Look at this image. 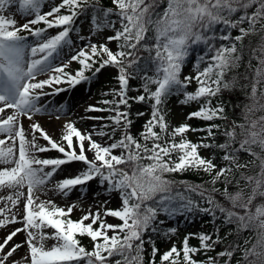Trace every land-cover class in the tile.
Wrapping results in <instances>:
<instances>
[{
	"label": "snow or ice",
	"instance_id": "snow-or-ice-1",
	"mask_svg": "<svg viewBox=\"0 0 264 264\" xmlns=\"http://www.w3.org/2000/svg\"><path fill=\"white\" fill-rule=\"evenodd\" d=\"M14 3H18L22 13L33 16L18 27L16 19L4 14L11 12ZM111 5L104 6L101 0H48V10L42 11L45 0H0V134H5L0 139V164L11 165L0 167V188H15V197L10 195L8 199L13 205L21 203L19 212L0 219V226H6L9 220L20 221V226L0 242V264H145L146 244L151 245L147 264H157L158 248L150 233L162 231L158 215L170 217L198 211L211 212L213 217L218 212L222 224H234L235 229L225 235L254 228L256 239L250 247L230 244L213 257L207 255L208 251L223 241L218 228L212 233H186L182 241L183 264H218V257H227L223 264H231L237 249L242 251V259L236 264H264V114L250 115L264 112V0H111ZM89 14L91 30L83 35L77 18ZM41 22L42 27H33ZM218 25L222 26L219 31ZM53 27L58 29L54 34L48 31ZM234 28L238 29L235 36ZM104 29L113 34L102 35ZM28 33L33 40H29ZM70 33L75 34V39ZM256 33L261 34L260 42L252 51L255 54L259 50L261 55L256 56L259 64L248 94L250 106L245 104L242 119H232L225 128L223 142L216 141L217 132L213 131L221 128L219 123H207L200 129L187 122L170 127L164 108L173 94L181 95L182 103H198V108L187 113L189 118L228 120L226 103H213V98L235 85V79H226L225 73L241 60L245 37ZM94 35L96 40L92 39ZM109 42H114V47ZM198 45H203L205 51L197 52L192 63L194 75L182 74L193 46ZM69 61H78L79 66L66 71ZM105 66L117 70L115 80L119 87L101 94H112V99L100 101L109 107L89 103L85 111L114 112L107 118L113 126L93 125V130L88 131L78 128L74 120H66L58 141L32 120L34 114L44 112L57 117L71 115L66 106L41 102V97L48 95L45 86L60 93L64 87L88 85ZM42 74H46L44 78L36 79ZM133 79L138 81L136 85L131 83ZM193 80L195 88L189 90ZM129 92L136 94L129 96ZM130 101L145 102L150 109L138 135L130 130ZM5 109H10V113ZM141 115L136 112V116ZM20 117L29 118L28 128ZM189 129L203 131L205 138L198 142L187 139L185 133ZM38 137L46 143H40ZM8 138L13 142L19 139L18 154L14 143L5 146ZM200 146L210 149V155H201ZM49 149L62 155H40ZM242 153L259 159L258 173L240 174L247 181L246 186H251L247 194L242 190L229 191L232 179L239 183L230 174L252 162H242ZM71 162H82V166L76 174L53 183L54 174ZM189 169L202 170L210 178L191 184L166 175ZM93 180L97 186L93 197L103 195L106 199H93L85 209L80 197L87 199L88 182ZM221 180L222 187H217ZM177 184L185 185L188 194L174 191ZM25 185L27 195L21 202ZM48 186L54 189L53 195L67 197L73 190L80 195L60 206L48 198ZM36 191L43 192L45 199H39ZM113 194L120 199L116 207L109 205ZM217 194L228 203L217 199ZM257 197L262 199L254 203ZM200 200L206 206H201ZM75 207L83 210L74 219L69 214ZM6 209L7 204L0 207V213ZM108 216L119 222H111L106 219ZM44 227L52 231H42ZM22 229L25 239L9 244ZM163 231L167 235L176 228ZM84 235L93 242L90 250L78 239ZM190 236L198 238L197 245L189 244ZM46 238L54 240L49 247H45ZM25 244L24 255L10 259ZM200 250L205 253L204 260L192 255ZM180 252L173 243L160 255L159 264H177Z\"/></svg>",
	"mask_w": 264,
	"mask_h": 264
},
{
	"label": "trees",
	"instance_id": "trees-1",
	"mask_svg": "<svg viewBox=\"0 0 264 264\" xmlns=\"http://www.w3.org/2000/svg\"><path fill=\"white\" fill-rule=\"evenodd\" d=\"M102 4L104 6H112L111 3L106 0L103 1ZM251 11V9H250ZM222 28L221 25L217 26V30L219 31ZM232 34L233 36H235L236 34H238V29H232ZM260 33H256V34H250L249 36H246L244 39V50H243V54L241 57V60L238 62V65L236 67H232L228 70V72L225 73V78L226 79H235L236 83L235 85L230 88V89H226V90H222L221 93H219L216 97L213 98V103H215L216 100H221L223 102L226 103L225 106V111L227 113L228 116V120L226 121H220L218 119H215L213 121H205L199 118H189L190 123L193 128L196 129H200L203 125L207 124V123H219L221 124V128L219 130L217 129H213V131L217 132V135L215 137L217 142H223V140L225 139L224 136V131H223V127L226 126V124H230L231 125V121L232 119H237L240 120L242 119V110L245 106V104H249L250 106V97H249V93L251 92V85L254 82V76H255V70L256 67L259 64V61L256 59V56L261 55V53L259 52V50L256 51L255 54H253L252 49L257 48L258 43L260 42ZM205 51L204 46L203 45H198V46H193L192 52L190 54V56L188 57L187 61H186V65L190 66L193 73L195 72L194 68L192 67V63L193 61L196 59V55L197 52L203 53ZM151 74V73H150ZM182 74H185L184 72H182ZM138 83V81L136 79H134L133 85H136ZM195 85V81H191L188 85L189 90H193L191 88V84ZM264 83V82H262ZM244 87H241V86ZM154 87V86H153ZM195 88V86H194ZM143 89H140V91H142ZM135 95V92H130V96ZM257 95H260V88L258 87V91H257ZM175 99H179L180 101L182 100V96L181 95H176L173 94L172 96H170L167 99L164 111H165V116H166V120L169 124L170 127L173 126H178L179 123H176L172 120V116H171V103L173 102V100ZM136 101H131V113L132 115L130 116V119L132 120V125L130 130L132 131V133L134 135H138L139 131L142 129V126L145 122V120L148 119L149 115H150V109H149V105L145 102H143L144 104H146V109H142V108H134V104H136ZM191 103L189 106H193L195 105L196 108H198V103L196 101H192L189 102ZM196 108H194L193 110H195ZM140 111L143 113V115L141 116H136V112ZM264 114V112L261 111H255L254 113L250 114L253 117H258L260 115ZM158 130V128L156 129ZM185 136L187 139L193 141V142H198L199 140H201L202 138H205L204 132L203 131H192L191 129L187 130L185 133ZM179 136L176 137V140H179ZM163 142V138L162 141ZM202 149H207V148H203L202 146L198 147V151L200 152V154L202 155L201 150ZM210 152V149H207ZM257 151H259V149H257ZM221 153L218 151L217 153V157H219ZM176 153H173V156L175 157ZM241 160L242 162H248V161H252L251 163L247 164V167L238 169V170H234L233 173H231V176H234L235 178L239 179V183H237V179H232L231 184L229 185V191H236V190H242L245 194L249 193L251 191V186L247 185V181L244 180L241 177V172L245 173L246 175H255L256 173L259 172V159L253 158L251 157L249 154L247 153H242L241 156ZM169 175L170 178L175 179L176 181H183L186 180L191 184H201L202 182H206L209 180V174L201 171H197L195 169H189V170H185L183 172H174V173H170V174H166ZM206 187H212V185L210 184H205ZM217 187H222V180L220 182L217 183ZM174 191H181L184 192L185 194H188L189 189L183 185V184H177L174 185ZM193 196H196L195 193H192ZM217 199L221 200L224 203H228L227 201H224V198L222 196H220L219 194H217ZM262 198L261 197H257L256 201H254V203L259 202ZM199 203L201 204V206H206V204L204 203L203 200H200ZM236 210H240V209H236ZM178 215H183L188 222H194L196 220V222H201L204 223L205 225H207L210 229L209 233L213 232L214 228H218L219 229V233L220 236L223 237V241L222 242H218L214 248L210 249L207 253V255H211L213 257H216V253L220 252L223 249H226L229 247L230 244L233 243H238L241 248L244 247H250L251 243L256 239V229L254 228H250V229H245L242 230L241 234H238L236 231H232L229 235H225L226 232H228L229 229H235V225L234 224H222L221 223V218H220V214L217 212V216L213 217V215L211 214V212L205 213V212H194V213H177L174 216H166L163 213H160L158 215V227H160L162 229V231L160 233H150L153 236V239L155 240L156 246L158 248V252L156 254V261L157 264H159V257L160 255L163 253V251L167 250L168 248H170L172 246L173 243H176L177 240H175V242H173L172 244H170L171 239L173 237H175L176 235H178V230L176 228L175 225H166V224H159V221H164V219L167 218H175ZM175 227L176 231L174 233H170L165 235L163 229H166L168 227ZM147 235L146 234V239H147ZM214 235V233H213ZM80 240H84L85 238H87L86 235L84 236H78ZM90 240V238H89ZM245 240H247V244H245ZM189 244L190 245H197L198 244V238L195 236H190L189 237ZM147 245V244H146ZM176 247L178 249H181L180 252V259L177 261V264H183V260H182V244L181 245H177L175 244ZM92 248V246H91ZM150 250H151V246L150 249L146 250L145 249V264H147L148 260L151 259L150 256ZM193 255V254H192ZM205 259V255L203 254H199V259L198 260H204ZM227 259V257H218V264H223V261ZM242 259V251L237 249L234 251L232 260H231V264H236L237 260H241ZM164 264H169V261H165Z\"/></svg>",
	"mask_w": 264,
	"mask_h": 264
},
{
	"label": "rangeland",
	"instance_id": "rangeland-1",
	"mask_svg": "<svg viewBox=\"0 0 264 264\" xmlns=\"http://www.w3.org/2000/svg\"><path fill=\"white\" fill-rule=\"evenodd\" d=\"M111 2V0H110ZM11 7V12H5L4 14L6 16H11V18L16 19L17 20V25H15V27H18L20 24L30 20L33 18L32 15L28 14V13H22L19 10V5L18 3H14L13 5L10 6ZM48 10V0H45V6L42 9V11H47ZM82 20L78 21L77 23L81 26V34L83 35H87L88 31L91 30V24H90V19L87 17H81ZM43 23L41 22L38 25H33V27H42ZM58 29L53 27L48 29L49 32L51 33H55ZM21 35L25 34L24 30H21L20 32ZM113 34L111 30L109 29H104L102 32V35L106 36V35H110ZM28 38L29 40H33L34 37H32L31 33H28ZM73 35V38L75 39V34H71ZM93 40L97 39V36H93L92 37ZM111 47H114V42H109ZM78 61H69L67 66H66V71H74L77 67H78ZM182 71L185 74H188L189 72H191V68L187 65H184V67L182 68ZM117 74V70L113 67L110 66H105L104 68H101V70L97 73V76L95 78H92L89 82L88 85L85 84H79L76 85L75 87L72 88H68V87H64V89L60 92V93H53L52 90L49 88V86H45V89L47 90V92L49 93V97H41V102L42 103H49L51 104L53 107H55L56 105H63L66 106L68 112L71 113V115H59V117L56 116L55 113H49V112H44V113H38V114H34L32 117L33 121H38L41 126L48 131L55 139H57L58 141L61 139V135H62V128H63V124L64 121L66 120H74L76 126L78 128H80L81 130H88V131H92L93 129L91 128V126L93 125H109L110 127L112 126L111 122L107 119L109 117V115H115L114 112L109 113L107 111H101V110H92V111H85L87 104L89 103H93V104H99L100 108H104V104H101L100 101L104 100V99H109L110 96V92L107 93L106 95H101L102 93L105 92L106 89H110L112 87H119L118 83L115 80V76ZM46 74H42L41 76H37L36 79H40V78H44ZM132 82V81H131ZM191 88L194 87L193 84L190 85ZM83 93V97L79 96L77 97V95ZM116 99H119V97L117 96ZM191 103H182L179 99H175L173 100V102L171 103V116H172V120L176 123H190L189 117H187V113L190 112L193 108H195V106H189ZM115 107V105H113ZM138 106V105H136ZM121 108H123L124 106L121 105ZM145 106H143L144 108ZM10 109H5V112L10 113ZM0 116H3V113H0ZM37 116L40 117H44V118H40L38 120ZM23 125L29 123V118L28 117H20L19 118ZM229 127V125H226L224 127L225 128ZM4 135L5 134H0V139H4ZM117 137L119 136V130H117L116 134ZM96 138V137H94ZM9 139V138H8ZM8 139H5V146H8L7 142ZM17 145H16V152L18 154V146H19V139L17 138ZM38 141L40 143H46L45 140H43L42 137H38ZM202 154L203 156H209L210 153L208 152L207 149H202ZM40 155H44V156H58V155H62L60 153H58L57 150L55 149H49L46 152L40 154ZM72 163H67L65 165L61 166V169L58 170V172L56 174H54L55 180L53 181V183H55L56 180H59L63 177L69 176V175H74L76 174V172L81 168L82 163L80 162H76V166H72ZM5 166H11V165H4V164H0V167H5ZM260 170V169H259ZM89 183V188L86 190L88 195H87V199H85L83 196L80 197L81 202L84 205V208L86 209L88 204L92 202L93 199H99V200H104L106 199L105 196L101 195L99 197H93L92 192L96 189V183L95 181H90ZM79 187V186H77ZM48 192V198L53 199V201L60 206H63L67 203H70L71 201L75 200L80 193L76 190H73L69 196L67 197H63L59 194H55L53 195V191L54 189H52L51 186H48L45 189ZM21 191L24 193L23 196L20 197V201L23 202L26 198L27 195V186L25 185L23 189H21ZM15 193H16V189L15 188H8V187H3L0 188V197H2V199H0V207H4L5 204L3 203L4 197L6 196H13L15 197ZM35 195L37 197H39V199H45V195L43 192L41 191H36ZM11 202V200H10ZM38 202V201H37ZM120 203V199L118 194H113L112 199L109 202V205L112 207H116L118 206ZM12 204V202H11ZM13 207H15V212H11V214H16L17 212H19L21 210V203H17L15 205L12 204ZM98 206V205H97ZM8 207V206H7ZM9 208L6 209V211H8ZM83 209H81L80 207H75L74 211L72 213H70L69 215L72 218H79L81 212ZM101 211H103V209H101ZM3 217L0 216V219H2ZM106 219L110 220L111 222H119L117 219L112 218L111 216L106 217ZM11 221V220H10ZM13 222V221H12ZM164 222L167 224H175L178 228V235H177V242L175 244L181 245L182 241H183V237L186 233H197L199 231H205L208 232V227L205 225H200V224H195L192 222H188V220L183 216V215H178L175 218H165ZM15 227L20 226V221L17 220L15 222H13ZM14 229V228H13ZM12 229V230H13ZM42 231H52V229L50 227H44L42 229ZM109 232H111V230H109ZM25 231L22 229L20 232V237L18 239V241L24 240L25 239ZM45 247H49L54 243V240L51 238H46L45 241ZM83 245L89 249V243L87 242H82ZM93 244V242H91ZM149 248V245L146 246V249ZM25 251H27V247L26 244L25 245H21V247L16 251L17 253V257L20 258L24 255ZM199 252H201L202 254H205L203 252V250H200ZM195 253V257H196ZM28 259H30V253L28 254Z\"/></svg>",
	"mask_w": 264,
	"mask_h": 264
},
{
	"label": "bare ground",
	"instance_id": "bare-ground-1",
	"mask_svg": "<svg viewBox=\"0 0 264 264\" xmlns=\"http://www.w3.org/2000/svg\"><path fill=\"white\" fill-rule=\"evenodd\" d=\"M49 96L50 95L48 93V95H46L45 97H49ZM79 96L83 97V93L77 95V97H79ZM44 117H46V116H44ZM44 117L37 116V119L36 120H38L40 118H44ZM24 126H25V128H28L29 127V123L24 124ZM26 135L29 138L31 137V133L30 132L26 133ZM6 142H7L8 146L12 145L13 143L15 145H17V141L13 142L11 140V138H9L8 141H6ZM88 154L91 155V153H88ZM75 163L76 162L72 163V166H76ZM80 163H82V162H80ZM8 197L9 196L4 197L3 203L4 204H7V206H8L7 208H9V210L8 211H5V213H0V216L1 217H3L4 215H8L9 217H11V215H12L11 212L13 213L16 210L15 207L12 206V204L10 202V199H8ZM13 228L15 229L16 227H15L14 223L12 221H10V220H9V223L6 226H0V242H2L3 238H5L6 235H7V233L9 231H11ZM19 237H20V233H17L16 236L13 237V240L12 241H9V244H12L13 241H17L18 242ZM5 247L7 248L8 246L6 245ZM10 259H18L17 253L15 252Z\"/></svg>",
	"mask_w": 264,
	"mask_h": 264
}]
</instances>
